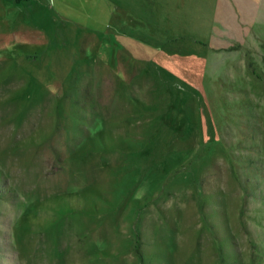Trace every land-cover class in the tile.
<instances>
[{
	"label": "rangeland",
	"instance_id": "rangeland-1",
	"mask_svg": "<svg viewBox=\"0 0 264 264\" xmlns=\"http://www.w3.org/2000/svg\"><path fill=\"white\" fill-rule=\"evenodd\" d=\"M0 264H264V0H0Z\"/></svg>",
	"mask_w": 264,
	"mask_h": 264
}]
</instances>
